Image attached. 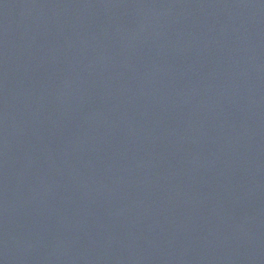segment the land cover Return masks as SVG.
<instances>
[{"label": "water", "instance_id": "water-1", "mask_svg": "<svg viewBox=\"0 0 264 264\" xmlns=\"http://www.w3.org/2000/svg\"><path fill=\"white\" fill-rule=\"evenodd\" d=\"M0 264H264V0H0Z\"/></svg>", "mask_w": 264, "mask_h": 264}]
</instances>
